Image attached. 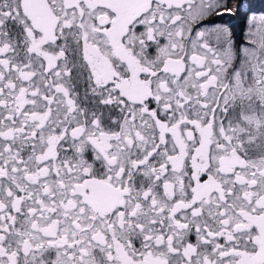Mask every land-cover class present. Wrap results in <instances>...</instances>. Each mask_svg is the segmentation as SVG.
I'll list each match as a JSON object with an SVG mask.
<instances>
[{
  "label": "snow or ice",
  "instance_id": "6c2138e0",
  "mask_svg": "<svg viewBox=\"0 0 264 264\" xmlns=\"http://www.w3.org/2000/svg\"><path fill=\"white\" fill-rule=\"evenodd\" d=\"M229 0H0V264H264V14Z\"/></svg>",
  "mask_w": 264,
  "mask_h": 264
},
{
  "label": "flooded vegetation",
  "instance_id": "af4514ba",
  "mask_svg": "<svg viewBox=\"0 0 264 264\" xmlns=\"http://www.w3.org/2000/svg\"><path fill=\"white\" fill-rule=\"evenodd\" d=\"M230 6L235 7L236 11L233 14H224L216 18V23L228 26L232 29L234 39L238 44H240L246 35L248 19L252 16H260L264 14V4L262 11L257 12H247L246 1L244 0H229ZM241 16L238 17V15Z\"/></svg>",
  "mask_w": 264,
  "mask_h": 264
},
{
  "label": "trees",
  "instance_id": "16d2710c",
  "mask_svg": "<svg viewBox=\"0 0 264 264\" xmlns=\"http://www.w3.org/2000/svg\"><path fill=\"white\" fill-rule=\"evenodd\" d=\"M246 1V11H253V12H257V11H262L263 10V5L264 4V0H244ZM241 16V14L238 15V17ZM240 18V17H239Z\"/></svg>",
  "mask_w": 264,
  "mask_h": 264
}]
</instances>
